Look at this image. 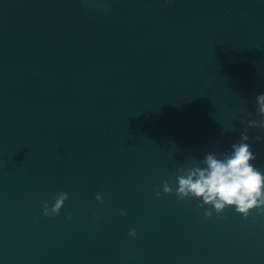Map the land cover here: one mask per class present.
Listing matches in <instances>:
<instances>
[{
    "label": "water",
    "instance_id": "water-1",
    "mask_svg": "<svg viewBox=\"0 0 264 264\" xmlns=\"http://www.w3.org/2000/svg\"><path fill=\"white\" fill-rule=\"evenodd\" d=\"M260 94L264 0H0V264H264V215L175 195L245 129L264 173Z\"/></svg>",
    "mask_w": 264,
    "mask_h": 264
},
{
    "label": "clouds",
    "instance_id": "clouds-1",
    "mask_svg": "<svg viewBox=\"0 0 264 264\" xmlns=\"http://www.w3.org/2000/svg\"><path fill=\"white\" fill-rule=\"evenodd\" d=\"M259 121H248V128L264 130V94L255 98ZM255 142H264V135H256ZM247 129L241 132L238 142L231 145L230 149L219 156L209 152L193 167H180L175 176V195L179 200L196 199L201 201L198 207L204 209V216L211 218L213 210L217 218H223V212L230 207L247 220L253 211L258 215H264V173L252 162L256 155L252 150ZM164 194H172L173 187L168 181L162 185ZM160 191H156L159 198ZM69 199L67 192H60L54 196L53 203H43L42 214L45 217L60 214L65 201ZM97 201L103 203L100 194L96 195ZM126 213L121 211V215ZM69 220L72 217H67ZM135 238L136 230L128 233Z\"/></svg>",
    "mask_w": 264,
    "mask_h": 264
}]
</instances>
